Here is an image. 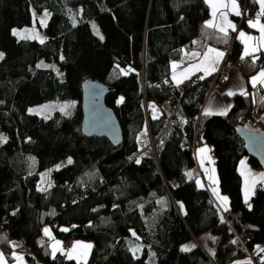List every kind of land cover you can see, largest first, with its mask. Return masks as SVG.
Returning a JSON list of instances; mask_svg holds the SVG:
<instances>
[{
  "label": "trees",
  "instance_id": "16d2710c",
  "mask_svg": "<svg viewBox=\"0 0 264 264\" xmlns=\"http://www.w3.org/2000/svg\"><path fill=\"white\" fill-rule=\"evenodd\" d=\"M248 3L252 15L253 0ZM43 11L48 13L43 42L11 33ZM206 15L203 0H0V131L6 136L0 145V250L8 258L14 243L22 241L30 247L25 258L31 264H57L41 234L47 227L62 242L92 243L81 264L258 261L252 251L264 243V190L243 201L237 163L246 154L228 119L262 125L264 92L248 86L245 95L234 94L225 115L198 114L210 78L181 94L167 93L172 85L169 63L192 49L195 39L199 50H224L230 44L226 63H236L245 78L264 62V53L255 63L240 60L241 45L232 34L205 27ZM241 27L246 29L245 21ZM86 80L107 86L104 104L121 129L117 147L80 133L81 85ZM180 95L186 119L165 124ZM67 100L74 101L69 116L27 112L34 104ZM149 100L163 111L149 122L152 133L165 124L162 143L155 157L145 153L132 159L134 138L142 128V103ZM195 126L200 136L194 135ZM194 138L211 149L227 210L220 211L186 174L195 165L189 148ZM66 158L72 163L52 169ZM246 158L250 167L260 168ZM47 170L49 184L38 187ZM203 234L212 237L211 255L197 245ZM184 244L189 251L181 250ZM133 246L140 248L136 257Z\"/></svg>",
  "mask_w": 264,
  "mask_h": 264
},
{
  "label": "crops",
  "instance_id": "0c3cea01",
  "mask_svg": "<svg viewBox=\"0 0 264 264\" xmlns=\"http://www.w3.org/2000/svg\"><path fill=\"white\" fill-rule=\"evenodd\" d=\"M203 1L206 5V8H207V15L203 21V24L205 25L207 21H213L215 24L225 26L227 34L233 33L234 39L242 47L241 52L239 54L240 60H247V59H249V57L251 55H253L255 53H264V48H260L259 51L252 52L251 55L246 56L244 59H241V56L244 54L245 45L247 44L249 47V50L251 51V49L254 46H258L257 41L261 35L259 28L258 27H255V28L250 27L248 22L249 21L256 22L258 19L259 24L264 25V15L259 16V18L257 17V14L261 11L260 4L257 2V0H253L254 11L252 12V15L245 20L246 29L241 28L238 31L233 30L230 27H227L224 23V20L220 16V12H225L227 14V16H226L227 21L235 26L234 19L236 18L237 15L233 11H230L228 8H221L216 12V15L213 16L212 4L216 3L217 0H210V2H206V0H203ZM225 2H227V0H225ZM237 4L239 5L238 0H237ZM208 28H210L216 32H219L220 34H224L223 32L219 31L218 28H214V27H208ZM240 32H244L246 37L251 36V37H254L256 39H254V40H243L242 38H240ZM198 43H199L198 39H195L194 40V47L192 49H189V50L185 49V50L181 51L180 58L177 60H173L169 63V69H170L169 81L172 85L178 84L177 83L178 80L183 82L184 80H186L187 78L191 77L193 74H196V73H200L202 75L203 79L204 78L206 79V78H211L217 72V70H218V68H219V66L222 63V60L224 58L223 48H217L214 46H206L203 49L199 50L195 47L198 45ZM208 49H214L217 52L223 53V56L219 58V62L214 65L215 71H212L211 68L209 67V62L216 58L215 52L209 54V57H210L209 62H206L203 65H201V61L204 59V53L208 52ZM193 53H198L199 55L193 56L192 55ZM173 64L178 66V67H176L175 70H173V67H172ZM193 65H200L202 68H206L208 70V72H210V74L206 75L205 71L195 70L194 68H192ZM186 69H190V71L186 72L185 71ZM261 70H264V65L261 66L252 75L245 78L243 76L240 68L238 67V65L236 63H226L224 65L223 71L221 72L223 77L221 75V77L219 78L220 80L211 87V89L207 93L208 95L206 94L207 96H205L206 99L202 103V106L200 108V112L205 113V110L209 109L213 114H217L220 110H226V113H227L230 106H231V96H233V95H228L227 93H229L231 91L234 94H240L241 90H243L245 92L248 86L253 87V85L251 83V78L254 76H257L258 73L261 72ZM185 76L187 78H184ZM255 87L260 88L264 92V85H260L259 83H257V85ZM200 149H204L205 151L201 152ZM192 153H193L195 165H194V167H192L193 172L191 173V177H193L195 180L196 188L207 191L211 195V197H212L215 205L217 206V208L220 211L225 210V208H227V203H226V205L222 204L221 200L219 199V197H221V196H217V198H216L214 195V192H213V189H216V191L218 190V178H217L215 166L213 164L212 152H211L209 145H207L204 141H202L200 139V145H198V147ZM209 177H214L215 182L210 180ZM197 181H199L200 183L197 184ZM241 183H242V181H241ZM256 184H254V185H256ZM258 184H261V183H258ZM263 188L264 187H262V190H263ZM176 206H177L178 212L183 214L184 209H183L182 203L178 202V203H176ZM43 229H48V228L43 227L41 229V234H42ZM52 237H53L52 239H51V236L50 237H44V238L49 243L50 256L53 257L54 259H56L57 256L64 255L66 261L70 260V261H73L75 264H81V263H84L86 261L87 256H88L90 250L92 249V243L91 242L75 241L71 245L70 249L68 248L69 250H71V249H73L74 245L76 246V250L74 252H72V256L74 258L69 259V257H68L69 250L64 248L63 242L60 239H57L53 235H52ZM49 239H51V243H50ZM57 241L59 242L58 245L56 243ZM196 242H197V245L200 247L205 246L203 249L205 250L206 254H208V255L212 254V237L210 235L203 234L197 238ZM54 245L59 249L55 253H53V246ZM82 245H91V247L89 249H84L81 247ZM19 246H20L19 242L14 243L13 248L11 250V254H12L11 258H8L0 250V254H3V264H31L30 262H28L26 260L25 256L19 254V252L17 250L19 248ZM207 248L208 249L211 248L210 249L211 253H209V251H207ZM130 250H131V253L133 254V256L136 257L139 254L140 248L138 246H133ZM82 253H86V255H81ZM16 256L21 257L22 260H17L15 258Z\"/></svg>",
  "mask_w": 264,
  "mask_h": 264
},
{
  "label": "rangeland",
  "instance_id": "374dc122",
  "mask_svg": "<svg viewBox=\"0 0 264 264\" xmlns=\"http://www.w3.org/2000/svg\"><path fill=\"white\" fill-rule=\"evenodd\" d=\"M47 18H48L47 11H43L40 14H38V15H36V16H34L32 18V21H31L30 25L24 26L22 28H13V29H11V33L15 37L20 38V39L21 38H27V39L35 40L37 42H43L45 40V37H46L45 36V32H44V26L46 24ZM91 27H92L94 33H96L97 32V25L94 22H92ZM14 31L16 33H18V35L14 34ZM231 34H232V39L235 40L234 39V34L233 33H231ZM258 56H259V53H255V54L251 55L249 57L250 61H253L254 58L258 59ZM225 64H226V60L223 58L222 63L220 64V66L218 68V70H220V72L223 71V68H224ZM263 65H264V62L262 64V66ZM221 75H222V73L220 74V77H221ZM222 77H223V75H222ZM212 78H214V77L212 76L210 78V86H209V89H208L207 93L209 92L211 87L220 80L218 78L216 81L213 80V82H212ZM142 87H143V82L140 83V88H142ZM207 95H205V96H207ZM205 99H206V97H204L202 103L205 101ZM202 103L200 105V108L202 106ZM73 106H74V101L73 100H67V101H63V102L39 103V104H34V105L29 106L27 108V112L29 114H34V115L41 116V117H49L54 112L58 111L60 113H63V115H65V116H69V115L72 114ZM62 108H63V111L61 110ZM30 109L33 110V111H30ZM200 114H201V112H200ZM246 126L247 127H256V125L253 124V123H251V124L247 123ZM0 137L6 138V136L1 131H0ZM5 140L6 139H4L3 141H0V145L3 144L5 142ZM147 154L149 155V154H152V153H147ZM68 160H69V158H66V159L62 160L61 162H59L55 166H53L52 169H58V168L62 167L63 165L68 163ZM242 161H243V164L241 163ZM237 171H238V173H239V175L241 177V181H242V183H241L242 199H243L244 202H247L251 198V196L253 195V188H254L253 186H255L254 184L261 183V186L264 187V175H262V174H264V170L260 169V168L255 169V168L250 167L248 165V163H247L246 156H243L237 163ZM192 172H193L192 168H190L186 172V174L188 175V174H191ZM48 174H49V170L42 172V174L40 176V182H39V186L38 187H45V186H47L49 184V176H48ZM246 181H247V184H246ZM246 188L249 189L247 201L245 199ZM263 190H264V188H263ZM214 195H215L216 198H217V196L226 197V195L221 193L219 189L216 191V194H214ZM227 202H228V200H227ZM44 230L45 229L42 230L43 236L44 237H50L51 236V239H52L53 238L52 237V233L49 231L50 234L49 235H45V231ZM51 239H49L50 243H51ZM72 244H73V241H72ZM184 246H188V244H184L181 248H183ZM204 247L202 246V248H204ZM263 248H264V243L255 246V248L252 251V253L258 254L259 259H258V261L256 263L252 262L253 264H264V253L262 251H259V249H263ZM210 249L211 248H209V249L207 248V251H209V253H211ZM249 261L250 260L248 259V257H244V258H241V259H236V260L232 261L229 264H241V263H247Z\"/></svg>",
  "mask_w": 264,
  "mask_h": 264
},
{
  "label": "water",
  "instance_id": "95a60500",
  "mask_svg": "<svg viewBox=\"0 0 264 264\" xmlns=\"http://www.w3.org/2000/svg\"><path fill=\"white\" fill-rule=\"evenodd\" d=\"M107 86L95 80H86L81 85L80 133L85 137H101L112 146L121 144V129L113 111L104 104ZM236 133L243 142L247 157L255 160L264 169V119L262 125L247 127L238 124Z\"/></svg>",
  "mask_w": 264,
  "mask_h": 264
},
{
  "label": "built area",
  "instance_id": "2783aa9c",
  "mask_svg": "<svg viewBox=\"0 0 264 264\" xmlns=\"http://www.w3.org/2000/svg\"><path fill=\"white\" fill-rule=\"evenodd\" d=\"M239 1V11H240V15H237V19L238 21L235 22V30L238 31L240 30L241 27V22L245 21L246 18H248L250 16V12L251 7L248 3V0H238ZM230 49V44L226 45L224 47V59L226 60V56L229 52ZM255 60H257L255 58ZM253 62V61H252ZM220 70H218L212 78V82L213 80H217L218 78H220ZM202 75L200 73H196L193 74L191 77L187 78L186 80H184L183 82H181L180 84H176V85H171L169 87V89L167 90L168 94H172L173 92H176L177 94H181L182 92H184V90L186 89H190L192 87H196L198 84L201 83L202 79H201ZM168 80H165V83H168ZM181 95L176 97V102L174 103V105L172 106V111L170 113V115L167 117L166 122H171L175 119H182L183 121L186 119V116L182 110V108L179 105V101H180ZM151 106V107H150ZM162 108L160 105L156 104L153 100H149V101H143L142 103V128L141 131L135 136L134 141H135V154L132 157L133 158H138L141 155L145 154V153H152L150 154L151 156L156 155V148L157 146H159L162 143L161 140V135L163 132V128L165 127V124L163 125V127L161 128V130L158 133H152L149 127V122L155 119H158L162 116ZM200 114V108H199V113ZM228 124L235 129L236 126L238 125V121L231 117L228 119ZM194 135H201V132L198 130V128L195 126L194 128ZM198 145H200V138H194L191 142V144L189 145V148L192 150V152L198 147ZM258 190H261V184H256L253 188V194L255 195L256 192ZM241 241L244 243L243 238H241ZM64 244V248L68 249L71 247L72 245V240L67 239L63 242ZM19 248L17 249L19 254L25 256L26 254H28L30 252V247H28L27 245H25L22 241H19ZM65 262V257L64 255H60L56 257V263L57 264H64Z\"/></svg>",
  "mask_w": 264,
  "mask_h": 264
},
{
  "label": "snow or ice",
  "instance_id": "6c2138e0",
  "mask_svg": "<svg viewBox=\"0 0 264 264\" xmlns=\"http://www.w3.org/2000/svg\"><path fill=\"white\" fill-rule=\"evenodd\" d=\"M206 2H210V0H206ZM257 2L260 4V7H261V11L257 14V17L259 18V16L264 15V0H257ZM212 7H213V16H215L216 12L219 9H221V8H228L230 11H233L236 15H240L241 14L240 11H239V5L237 4V0H227V2H225V0H217L216 3L212 4ZM220 16L224 20V23H225V25L227 27H230L233 30H235V26L227 21V19H226L227 14L225 12H220ZM248 23H249L250 27H254V28L258 27L261 35H260V37L258 38V41H257V45L258 46H254L251 49V51L249 50L248 45L247 44L245 45L244 54L241 56V59H244L246 56L251 55L252 52L259 51L260 48H264V25L259 24V20L258 19H257L256 22L249 21ZM205 27L218 28L219 31H221L225 35H227L225 26L215 24L213 21H207L206 24H205ZM14 34L18 35V33H16L15 31H14ZM97 34L99 35L98 31H97ZM240 38H242L243 40H254V39H256V38L251 37V36H247L246 37L244 32H240ZM213 52H215V57L216 58L210 61L209 54L213 53ZM192 55L196 56V55H199V54L198 53H193ZM2 56H3V54L0 53V58H2ZM222 56H223V53L217 52L214 49H208V52L204 53V59L201 61V65H203L204 63L210 61L209 62V67L211 68L212 71H215L214 65L219 62V58L222 57ZM253 63H255V58L253 60ZM172 67H173V70H175L176 67H178V66L173 64ZM192 68H194L197 71H205L206 75L210 74V72H208V70L206 68H202L200 65H193ZM185 71L188 72V71H190V69H186ZM184 78H187V77L185 76ZM201 79H203V77H201ZM181 82L182 81H180V80L177 81L178 84L181 83ZM251 83H252L253 87H255L257 85V83H259L260 85H264V70H261V72L258 73L257 76L252 77L251 78ZM227 94L228 95H234V93L231 92V91L229 93H227ZM240 94L241 95H245L243 90H241ZM61 110L63 111V108ZM30 111H33V110L30 109ZM204 114L205 115H211L213 113L209 109H206ZM217 114L225 115L226 114V110H220ZM4 139H6V138L0 137V141H3ZM200 151L203 152L205 150L204 149H200ZM68 163L69 164L72 163L71 158H69ZM137 163H139V160H137ZM241 163L243 164V161ZM188 175L190 176L191 174H188ZM262 175H264V174H262ZM209 179L212 180L213 182H215L214 177H209ZM199 183L200 182L197 181V184H199ZM246 184H247V181H246ZM213 192H214V194H216V189H213ZM248 193H249V189L246 188V191H245V199H246V201H247ZM219 199L221 200L222 204L226 205L227 197H219ZM225 210H227V208H225ZM62 230L66 231V229H62ZM44 231H45V235H49L50 234L48 229H45ZM56 243H57V245L59 244L58 241ZM233 243H235V241H233ZM81 247L84 248V249H89L91 247V245H82ZM192 247H194V245ZM58 250L59 249L54 245L53 246V253H55ZM75 250H76V246L74 245L73 249L69 250V252H68L69 259L74 258L72 256V252H74ZM181 250L182 251H189L190 248L188 246H184ZM259 251H264V249H259ZM81 255H86V253H82ZM15 258L17 260H22V258L19 257V256H16ZM0 264H3V254H0Z\"/></svg>",
  "mask_w": 264,
  "mask_h": 264
}]
</instances>
